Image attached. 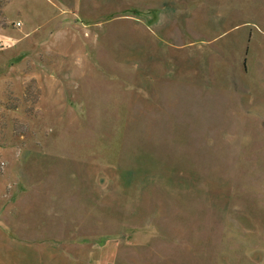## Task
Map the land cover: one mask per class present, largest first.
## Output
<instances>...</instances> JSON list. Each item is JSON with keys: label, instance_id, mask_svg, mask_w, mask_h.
Listing matches in <instances>:
<instances>
[{"label": "rangeland", "instance_id": "1", "mask_svg": "<svg viewBox=\"0 0 264 264\" xmlns=\"http://www.w3.org/2000/svg\"><path fill=\"white\" fill-rule=\"evenodd\" d=\"M181 1L0 0L1 259L264 264V15Z\"/></svg>", "mask_w": 264, "mask_h": 264}, {"label": "crops", "instance_id": "2", "mask_svg": "<svg viewBox=\"0 0 264 264\" xmlns=\"http://www.w3.org/2000/svg\"><path fill=\"white\" fill-rule=\"evenodd\" d=\"M181 2L182 1L180 0V3ZM176 3H178V1ZM248 6L250 7V10H252L255 14H262V16L264 15V0H218V6L216 8H217V13H222V12L225 13V12H232V11L237 12L238 10L241 11L242 8H247ZM211 7L214 8L213 6ZM230 60L233 61L232 59ZM29 250L33 251V248ZM5 251H7L5 252V255H7L8 257L5 259H1L0 257V264H75L71 260L68 261L67 259L66 260L64 259V262H53V263H48V262L17 263L16 261L18 260V257H17L18 254L14 252V250L12 249H8V250L5 249ZM28 254H33V253L30 252ZM0 255L2 254L0 253ZM141 262H142L141 259H139L137 264H142Z\"/></svg>", "mask_w": 264, "mask_h": 264}]
</instances>
